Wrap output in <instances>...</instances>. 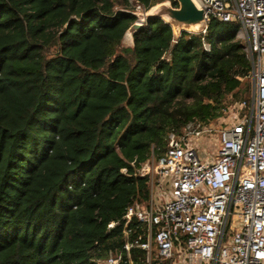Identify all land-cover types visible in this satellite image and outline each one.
<instances>
[{
  "label": "trees",
  "instance_id": "trees-1",
  "mask_svg": "<svg viewBox=\"0 0 264 264\" xmlns=\"http://www.w3.org/2000/svg\"><path fill=\"white\" fill-rule=\"evenodd\" d=\"M135 1L0 0V264H97L122 251L126 210L150 199L139 168L169 134L250 100L239 23L212 18L174 41L153 18L125 48ZM130 228L133 239L143 229Z\"/></svg>",
  "mask_w": 264,
  "mask_h": 264
},
{
  "label": "built area",
  "instance_id": "built-area-1",
  "mask_svg": "<svg viewBox=\"0 0 264 264\" xmlns=\"http://www.w3.org/2000/svg\"><path fill=\"white\" fill-rule=\"evenodd\" d=\"M194 2L204 11L201 34L212 18L240 24L237 39L252 62L251 99L236 104L242 113L223 118L221 128L190 124L168 135L164 154L138 170L150 199L126 210L124 249L97 264H120L133 248L147 253V264H264V0ZM147 10L135 1L133 12ZM214 132L216 151L201 156L194 140ZM135 221L143 229L133 239Z\"/></svg>",
  "mask_w": 264,
  "mask_h": 264
},
{
  "label": "water",
  "instance_id": "water-1",
  "mask_svg": "<svg viewBox=\"0 0 264 264\" xmlns=\"http://www.w3.org/2000/svg\"><path fill=\"white\" fill-rule=\"evenodd\" d=\"M132 14L137 20L124 33L121 45L125 48L134 49L135 35L144 27L142 22H149L153 18L163 20L172 28L175 41L184 32L201 34L206 28L204 11L194 0H164L152 5L145 13Z\"/></svg>",
  "mask_w": 264,
  "mask_h": 264
},
{
  "label": "rangeland",
  "instance_id": "rangeland-1",
  "mask_svg": "<svg viewBox=\"0 0 264 264\" xmlns=\"http://www.w3.org/2000/svg\"><path fill=\"white\" fill-rule=\"evenodd\" d=\"M134 5V3H133ZM251 95L252 93L250 94V97L249 99H251ZM236 104L234 105H231L226 114L223 115L221 118H219L217 121L213 122L211 125L217 129V128H221L222 126V120L223 118H227L229 115L233 117V115L241 112L240 108L238 106H236ZM242 113V112H241ZM218 133L217 132H214L212 133L211 135H206V136H203L200 140H194V143H195V146L199 149V153L201 154V156H204V157H208V158H212V155L213 153L216 151L217 147H218Z\"/></svg>",
  "mask_w": 264,
  "mask_h": 264
}]
</instances>
